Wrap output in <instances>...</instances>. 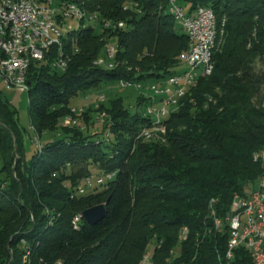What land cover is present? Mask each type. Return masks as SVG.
I'll list each match as a JSON object with an SVG mask.
<instances>
[{"label":"trees","instance_id":"1","mask_svg":"<svg viewBox=\"0 0 264 264\" xmlns=\"http://www.w3.org/2000/svg\"><path fill=\"white\" fill-rule=\"evenodd\" d=\"M70 1L85 15L63 35L65 68L52 64L53 44L27 70L34 132L54 135L33 144L0 88V264H139L152 240L151 264H254L244 246L226 258L228 233L215 217L262 172L255 155L264 149V0H178L189 12L211 7L219 25L224 18L223 36L210 72L165 118L164 140L136 138L149 118L122 95L82 113L87 130L60 120L82 91L120 78L157 80L176 68L189 36L169 0ZM108 43L117 47L112 68L94 62ZM97 110L107 117L93 131ZM93 168L115 175L79 192ZM98 203L107 204L102 219L81 216L73 225Z\"/></svg>","mask_w":264,"mask_h":264},{"label":"built area","instance_id":"2","mask_svg":"<svg viewBox=\"0 0 264 264\" xmlns=\"http://www.w3.org/2000/svg\"><path fill=\"white\" fill-rule=\"evenodd\" d=\"M53 1L54 8L65 9V16L56 18L59 22H64L67 30L71 29L74 15L70 0ZM207 10H211V7L199 5L189 12L178 0H174V11H178L183 20L184 32H188L193 51L185 62L176 66L172 76L159 77L158 81L149 83L150 90L158 94L150 96L151 102L147 105V117L153 120L156 130H163L165 118L174 110L180 86L194 81L196 76L207 74V68L198 65L199 50L208 51L207 31L211 22L207 17ZM46 13H51V8L37 6L35 0H0V70L5 72V79H0V82L6 89L24 91L25 87H29L27 70L30 64L42 60L48 49L57 43V31L46 22ZM223 24L224 18L219 43L223 36ZM104 25L106 26L105 20ZM116 51L117 47L114 46L110 52ZM62 61L53 60L52 64ZM116 63L115 61V65ZM181 66L183 69L178 70ZM118 83L138 87V83L142 81L120 78ZM103 96L104 94H101L99 98L102 100ZM74 109L75 107L72 108ZM142 134H145V125L138 131L136 138ZM258 160L261 161L262 172L257 180L243 193L235 192L225 214L218 215L216 210L217 220H224L222 233H228L227 239L233 241L229 261L234 257L235 250L244 246L248 250H254L257 264H264V152H259ZM112 175H115L114 171L90 174L86 179L87 184L81 186L79 192H85L95 184H105L107 180L112 179ZM81 216L82 213L75 215V227L78 226ZM229 216H236V224H229ZM151 263L150 248L147 264Z\"/></svg>","mask_w":264,"mask_h":264},{"label":"bare ground","instance_id":"3","mask_svg":"<svg viewBox=\"0 0 264 264\" xmlns=\"http://www.w3.org/2000/svg\"><path fill=\"white\" fill-rule=\"evenodd\" d=\"M35 3L37 6H45L46 8H51V13H46V22H48V24L51 28H54V30L57 31V34H56L57 43L56 44L59 45L58 46L59 47L58 53L56 52L57 55L55 56L54 60H63L60 63H53V65L56 66L57 69L58 68L64 69L66 64H67V61L69 60V55L64 52L62 40H63L64 33L68 30H67V27L65 26L64 22H59V20L56 18V16H57L58 12H61L62 16H65V9L64 8H54V1L53 0H35ZM70 5L73 8L74 18L79 20L80 17L85 15V11L78 4L77 1H70ZM169 11L174 15L176 21L180 25L181 29L184 31V23H183L181 16L179 15V12L174 11V0H169ZM93 16L95 17L96 15L95 14L90 15L89 17L92 18ZM207 17H209L210 22H211L210 26L208 28V31H207L208 51L199 50L198 65L202 66V68H207V74H208L211 70V67H212L213 52L215 50L217 42L219 41V36L222 32L223 20L219 25L216 14L212 8H211V10H207ZM105 24H106V26H110L112 24V22H111V20H105ZM117 25L122 27L124 25V21H118ZM72 28H73V26L71 27V29ZM185 33L188 34V32H185ZM114 46H116V45L113 43H111V44L108 43L107 46L104 48L105 49L104 54L101 56H98L94 62L96 64H99V65L100 64H107V66H105V67H108V68L114 67V65H115V58H114L115 53L110 52ZM192 51H193V44H191L189 42L188 47L184 51H182L180 54V62H185L186 58H188V56H191ZM165 76H172V72L168 73ZM0 79H5V72H3V70H0ZM195 79H194V81H195ZM194 81L185 83V86H180L179 97L176 99L175 106H178L179 98L187 92L188 88L194 83ZM142 85H143V83H138V87H141ZM28 89H29V87H25L24 91H28ZM104 98H105V96L102 97V99H104ZM144 115L147 116V106H146ZM105 116L107 117V115H105ZM69 121H70V119H69ZM165 133H166L165 121L163 124V130H156V128L153 127V120H149L148 123L145 125V134L138 135L137 138L164 140L165 139ZM260 152H264V149ZM255 158H259V153H257L255 155ZM113 177H114V175H112V178ZM229 224H236V216H229ZM215 227L218 230L223 231L224 220H217V217H215ZM187 230H188V228L186 225L181 226L180 240L186 237ZM154 244H155L154 240H152L151 243L148 244V248L146 249L144 256L141 259V261L139 262V264H147V259L149 258L150 248H151V254H152V246ZM156 244L159 245L160 242L158 241V242H156ZM232 249H233V241L230 239H227L226 253H225L226 258L230 259V253L232 252ZM249 251H250V254L253 258L254 264H257V258H256V255L254 253V250H249Z\"/></svg>","mask_w":264,"mask_h":264},{"label":"rangeland","instance_id":"4","mask_svg":"<svg viewBox=\"0 0 264 264\" xmlns=\"http://www.w3.org/2000/svg\"><path fill=\"white\" fill-rule=\"evenodd\" d=\"M134 3L133 1H126L124 6L127 8L128 6H132ZM78 25V20L74 18L72 20V26ZM176 27L179 28V24L176 23ZM115 44V43H114ZM105 50V49H104ZM184 51V50H183ZM181 54V53H180ZM179 63H180V55H179ZM178 63V64H179ZM178 66V65H177ZM183 69V67H178V70ZM152 81L156 80H149V81H142L143 85L141 87H136L134 85H121L118 82H109V83H102L98 87L89 89L87 91H82L79 93L72 101V108L75 107L74 110H72V113H69L66 116H63L60 120V123L65 126H77L84 130H87V122L81 117L82 113L86 112L89 107L91 108H98L101 102H104L107 98L115 96V95H122L125 98V101L129 104V106L133 110H139L141 112H145L146 106L151 102L150 96H158V94L152 90H150L149 86ZM158 81V79H157ZM144 87V88H143ZM0 88L2 89V92L4 96H6L7 99L10 100V102L17 107L19 111V122L22 126H24L27 129L28 135L33 137L35 143L33 144H41L42 139H45L47 137L53 136L54 132L47 131L43 136L41 137L36 136V133L34 132V128L31 124V114H30V108H29V96L27 91H20L17 89H6L3 85V83L0 82ZM147 93V94H146ZM104 94L105 98L100 99V95ZM143 95L147 97L148 99L144 103L138 102V96ZM139 103V104H138ZM174 106V105H172ZM81 108V109H79ZM173 107V109L175 110ZM105 110H97L93 111V118L91 119L94 121V125L92 126L93 131L100 130L101 123L105 121L107 112L105 113ZM103 115V116H102ZM73 117V118H72ZM70 119V121H69ZM77 119V120H76ZM75 122V123H74ZM166 125V123H165ZM109 132H107L106 135H108ZM15 138V137H14ZM33 141V142H34ZM32 143H29V148H32ZM1 164V159H0ZM97 173L95 169L93 168L92 174ZM87 175L81 182L77 185V190L79 191V188L83 185L87 184ZM91 188V187H88ZM87 188V189H88ZM86 189V190H87ZM75 217V216H74ZM73 217V219H74ZM73 225L74 222L72 221ZM61 264V262H58Z\"/></svg>","mask_w":264,"mask_h":264},{"label":"water","instance_id":"5","mask_svg":"<svg viewBox=\"0 0 264 264\" xmlns=\"http://www.w3.org/2000/svg\"><path fill=\"white\" fill-rule=\"evenodd\" d=\"M107 213V204L98 203L82 211V216L90 223H96Z\"/></svg>","mask_w":264,"mask_h":264}]
</instances>
